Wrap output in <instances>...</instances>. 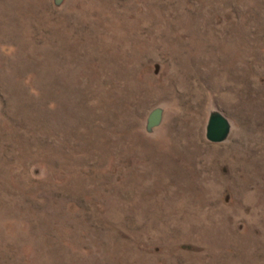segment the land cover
<instances>
[{"label": "rangeland", "instance_id": "obj_1", "mask_svg": "<svg viewBox=\"0 0 264 264\" xmlns=\"http://www.w3.org/2000/svg\"><path fill=\"white\" fill-rule=\"evenodd\" d=\"M0 264H264V0H0Z\"/></svg>", "mask_w": 264, "mask_h": 264}, {"label": "water", "instance_id": "obj_2", "mask_svg": "<svg viewBox=\"0 0 264 264\" xmlns=\"http://www.w3.org/2000/svg\"><path fill=\"white\" fill-rule=\"evenodd\" d=\"M162 111L160 109L151 113L148 120V130L157 127L161 122ZM230 121L221 113L213 112L209 117L206 128V138L209 142L214 144L224 143L228 140L231 134Z\"/></svg>", "mask_w": 264, "mask_h": 264}]
</instances>
